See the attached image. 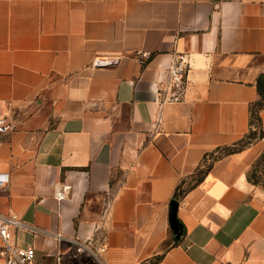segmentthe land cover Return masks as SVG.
<instances>
[{
	"label": "crops",
	"instance_id": "1",
	"mask_svg": "<svg viewBox=\"0 0 264 264\" xmlns=\"http://www.w3.org/2000/svg\"><path fill=\"white\" fill-rule=\"evenodd\" d=\"M176 52L189 85L164 101ZM263 71L264 0H0V212L25 223L18 245L41 264H264V135L203 167L249 132Z\"/></svg>",
	"mask_w": 264,
	"mask_h": 264
},
{
	"label": "built area",
	"instance_id": "2",
	"mask_svg": "<svg viewBox=\"0 0 264 264\" xmlns=\"http://www.w3.org/2000/svg\"><path fill=\"white\" fill-rule=\"evenodd\" d=\"M139 56H150V52L137 51ZM112 63V62H110ZM108 63V64H110ZM97 65H101L97 61ZM188 55L184 52H176L173 56L171 65L168 68V80L163 91L164 101H180L185 95L189 81H188ZM160 91V89H159ZM11 126L6 117L0 118V133L10 131ZM214 156L207 155L203 163L204 168H208L213 163ZM7 182V176L0 174V190L3 189ZM25 223L16 214L3 215L0 212V264H41L38 260L35 247H21L18 245L16 232L19 228H24ZM57 240L60 243L65 242L62 233L57 234ZM74 248L73 257L79 254L95 255L104 250L97 249L96 253L85 242L79 240L67 241ZM51 264H78L74 258H65L62 255L57 256L54 263Z\"/></svg>",
	"mask_w": 264,
	"mask_h": 264
},
{
	"label": "trees",
	"instance_id": "3",
	"mask_svg": "<svg viewBox=\"0 0 264 264\" xmlns=\"http://www.w3.org/2000/svg\"><path fill=\"white\" fill-rule=\"evenodd\" d=\"M257 87L259 91V96L250 106V130L249 132L243 138H241L239 141L235 142L234 144L223 147V148H219L215 152L207 154V155L214 156L213 160H216L222 154L226 155V154H231V153L243 150L244 148L250 146L255 141L263 137L264 130H263L261 112L264 110V71L258 77ZM215 153L217 154L215 155ZM211 165L212 163L209 165V167ZM161 258H162V255H158L156 257H153L145 261L143 264H158Z\"/></svg>",
	"mask_w": 264,
	"mask_h": 264
},
{
	"label": "water",
	"instance_id": "4",
	"mask_svg": "<svg viewBox=\"0 0 264 264\" xmlns=\"http://www.w3.org/2000/svg\"><path fill=\"white\" fill-rule=\"evenodd\" d=\"M177 208H178V202L174 201L173 207H172V212H171V221H172V227H173V229L177 235V238H178L181 234V226H180V224L176 218Z\"/></svg>",
	"mask_w": 264,
	"mask_h": 264
}]
</instances>
